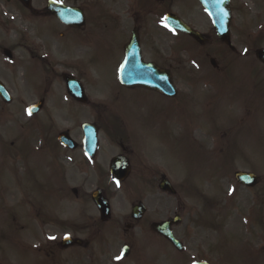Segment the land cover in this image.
I'll list each match as a JSON object with an SVG mask.
<instances>
[{
  "label": "rangeland",
  "instance_id": "374dc122",
  "mask_svg": "<svg viewBox=\"0 0 264 264\" xmlns=\"http://www.w3.org/2000/svg\"><path fill=\"white\" fill-rule=\"evenodd\" d=\"M123 1L117 8L123 21L119 29L125 36L136 26L147 36L144 57L171 72L180 92L177 100L118 87L116 68L122 52L115 27L102 28L108 29L107 21L91 19L80 34L47 17L30 18L14 2H0V81L12 97L10 104L0 99V264H55L44 255L47 240L55 237L53 241L60 242L69 233V208L93 204L74 199L68 156H55L50 145L63 130L81 144L83 123L99 126L107 119L106 126L115 134L132 137L151 163V172L159 174L152 177L153 190L144 195L138 181L129 183L128 192L106 182L115 216H125L131 203L142 200L148 210L145 229L151 222L182 218L174 234L185 251L179 254L137 236L133 257L136 254L139 264H264V68L261 76L255 58L261 21L264 48V0L233 1L234 51L229 52L217 43L194 0H170V10L209 36L205 47L168 32L161 14L164 4L148 5L152 12L138 15L142 8L135 1ZM3 46L12 52V60L3 55ZM45 56L48 63L43 62ZM211 58L218 71L211 67ZM61 72L83 79L89 106L69 101L64 81L57 79ZM40 98L47 99L46 107L31 117L28 107ZM99 138L109 160L122 141L111 140L105 130ZM238 171L257 175L260 185L252 190L239 186L234 178ZM161 175L176 196L159 191ZM75 179L73 186L84 184ZM94 186L86 183L89 190ZM31 208L46 209L49 216L55 212L48 228L37 222L40 211L34 210L31 218ZM114 232L107 228V258L121 252L123 232ZM53 249L57 264H67L66 253L61 255L59 246Z\"/></svg>",
  "mask_w": 264,
  "mask_h": 264
},
{
  "label": "flooded vegetation",
  "instance_id": "af4514ba",
  "mask_svg": "<svg viewBox=\"0 0 264 264\" xmlns=\"http://www.w3.org/2000/svg\"><path fill=\"white\" fill-rule=\"evenodd\" d=\"M22 1H26V0H22ZM52 1L61 4L63 6L81 9L86 19V25L82 29H74V28H66V27H65L66 29L63 28L66 31L74 30L81 34V32L85 30L91 19H94L95 22L107 21L106 23L107 26H105L106 28H108V26L110 27L113 26L116 29L115 38L119 50L123 53L126 47L128 46V44L130 43L131 38L134 35H136L142 49V56L145 59L143 54L144 52L143 49L146 46L145 44L148 42L147 36L144 35V33L136 26H134L132 30L129 31L125 36H123L122 34V29H119L121 28L123 21L121 19L120 14L118 13L117 8L123 5L124 2L123 0H52ZM128 1L132 3L135 1L136 6L138 7L139 5L142 8L140 12L138 11V9L136 12L132 7L130 8V10L135 11L138 15L141 14L144 10H146L147 12H152L151 9L147 10L146 6L148 5L153 6L155 4H159V5L164 4V9L162 11V14L166 15L171 13L170 0H128ZM0 2L1 3L14 2L16 4L18 3L20 4L21 1L0 0ZM26 2H29V0H27ZM137 2H140L142 4H137ZM36 3H39L38 5L39 7L37 9H35ZM48 3L49 0H32V8L29 10L25 9L24 12L31 15L32 17L34 16V18L47 17L53 19L58 23H61L60 20L57 18V15H55V13H58V9H56L54 5L49 8ZM21 7L23 6L21 5ZM144 7L146 8L144 9ZM63 26L64 25H62V27ZM102 28L105 31L109 30V28L107 30L104 27ZM109 32L111 33V31ZM89 33H88V37H89ZM260 36H261L260 49H262V26H261ZM88 37L85 36L84 38L87 39ZM148 61L150 60H146V62ZM259 66H260V73L262 76V62L259 63ZM161 68L165 69L164 66ZM65 75H66L65 73H62L57 78L64 79ZM115 81L119 88L124 89L120 85L117 79V75ZM124 90L128 92H132L133 94L140 91L145 93L148 92L142 89H134V90L124 89ZM80 106L81 105L78 104V107ZM97 129L99 131V134L105 130V128L101 126H99ZM120 136L121 137L118 142L120 141L122 142L116 144L119 146V151L117 152V154L109 158V160L107 159L100 145L98 146V150L96 151L94 157L91 158L85 153L83 145H80L77 149L74 150L61 149L68 156V174L70 173V176H73L72 178H70L72 185L69 189L74 199L76 200L83 199L85 203L89 201L91 202L93 193L95 191H102L103 196L106 199H109L110 201L111 200L110 192L108 188L104 185L108 181L115 182L117 186L119 184L122 185L124 187V190L127 192L129 191L130 188L129 183L134 181L140 182L139 184L140 191H143V195L146 194L148 191L153 190L152 177L156 176V173L151 172L150 167L152 166L149 167L150 162L144 159V155L139 152L138 148L136 147V143L133 142L132 137H130V135L122 136L120 134ZM50 147H52L54 155L57 156L60 152L57 151V149H60L61 145L56 142L50 145ZM116 157L123 159V161L127 163L128 166L127 176L124 179V181L119 184L116 178L110 172L111 162ZM160 177L163 176L161 175ZM75 178L83 179L82 183L84 184H82L81 186H73L74 183L76 182ZM88 182L95 183L94 189L89 190L86 188V183ZM263 184L264 181L262 180V185ZM142 202H143L142 200H137L134 203L140 204ZM69 209L73 211L72 213H70V216H68V224L66 228L68 229L69 233L66 236L72 239H79L83 241V243L81 246H72L68 249H62L59 241L57 240L53 241V239H48L47 240L48 245H46L48 246V248L45 250V253L46 255L50 254L51 259L55 264H57L56 262L57 260L55 257H53L55 256V250L53 249V247L58 248V246L60 248L59 252L61 253V255H64L63 253H66L65 256H67V259L66 258L65 259L67 264H127V263L139 264L137 259L138 257L136 256V254L134 255L135 257H133V253L134 252L136 253L137 251V247L135 243L137 236H139L138 239H141V241L143 240L146 241L147 238H149L150 239L149 244H152L151 240H156L158 245H163V246L169 245V243L164 238H162L158 233L155 232V227L158 224L169 221L170 217L166 218L165 220H161L159 222H151L149 224L148 229H145L142 226V224H144L145 222V219L148 215V210L141 221L133 220L131 216L132 210H128V212L125 213V216L119 218L115 216L116 215L115 210H110L108 221H103L101 217L102 216L101 212L95 206L87 207L83 205L79 207H71ZM30 210L40 211L39 213L36 214L37 222L40 223V226L44 225V227H47L48 225H46V223H48V221L51 220V217L56 215L55 212L52 211L51 216H49L48 210L46 209L43 210L38 208H32ZM35 213L36 211H34V214H32V216H35ZM108 227L110 230H114L115 231L114 233H116V231H119L120 229L122 230L123 232L121 236L122 247L123 248L128 247L127 257L122 258L120 260H117L116 257L111 258L110 256H108L109 258H107L106 250L104 249V247L107 244L106 231ZM42 229L43 227H40V231ZM77 232H84V234L80 236L77 234ZM114 233H109V236H113ZM65 237H63V239ZM115 237L116 239L120 238L116 234ZM134 243H135V247H134Z\"/></svg>",
  "mask_w": 264,
  "mask_h": 264
},
{
  "label": "water",
  "instance_id": "95a60500",
  "mask_svg": "<svg viewBox=\"0 0 264 264\" xmlns=\"http://www.w3.org/2000/svg\"><path fill=\"white\" fill-rule=\"evenodd\" d=\"M202 4L207 9L208 13L213 19L214 25L216 26L219 39L227 44L230 42V35L228 31L229 25V3L226 0H200ZM225 9V10H224ZM63 11V10H62ZM77 15V14H76ZM61 18V14H60ZM82 17L78 16V18L74 19V25L79 26L82 24ZM168 24L183 33L189 34L195 38L199 43L204 42V38L197 34L196 32L187 28L182 22H180L175 16H169L167 18ZM73 23V22H69ZM257 58L262 60L264 63V50L257 52ZM120 79L121 83L127 87H135L141 86L145 88H149L155 91H159L162 94L174 97L176 95V90L173 87L171 77L168 74L160 72L153 65H146L143 63L140 49L138 45L132 43L127 49V56L124 65L120 71ZM68 89L70 94L77 99L78 101L85 102L84 92L82 87L76 82H69L67 79ZM0 94L4 97H7V101H9V96L4 92L3 86L0 84ZM41 105H38L36 109L32 110L34 113L38 112ZM86 144V151L93 155L96 145H97V131L91 126L85 125L83 127ZM60 141L66 147L75 148V143L69 138L67 134H63L60 136ZM122 162L120 159H116L112 163V174L117 176L118 178L124 176V172L122 170ZM237 181L245 185L247 187H255L258 185L259 181L257 176L248 173H237L235 175ZM160 190L163 192H167L170 194H175L174 189L171 184L167 180H163L159 186ZM93 200L96 203L97 207L101 210L103 216L107 215L108 210H110L109 204L106 200L103 199L101 192L96 193L93 196ZM134 217L140 218L142 213L144 212V207L142 205L138 207H134ZM176 220L175 222H178ZM161 234L168 239L173 245H175L179 250H182L181 245L174 239L171 231L168 229V225L160 228ZM71 245L70 240H66L63 244L64 247H69ZM203 264V263H202Z\"/></svg>",
  "mask_w": 264,
  "mask_h": 264
},
{
  "label": "snow or ice",
  "instance_id": "6c2138e0",
  "mask_svg": "<svg viewBox=\"0 0 264 264\" xmlns=\"http://www.w3.org/2000/svg\"><path fill=\"white\" fill-rule=\"evenodd\" d=\"M29 114H31V110H29ZM50 239H55V237H50ZM122 258H123V255L116 257L117 260H120Z\"/></svg>",
  "mask_w": 264,
  "mask_h": 264
}]
</instances>
